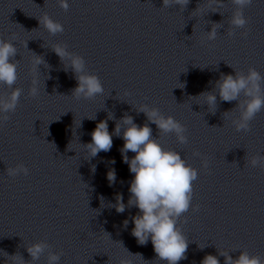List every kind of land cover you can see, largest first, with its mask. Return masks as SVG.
<instances>
[{"label": "clouds", "instance_id": "9594fccd", "mask_svg": "<svg viewBox=\"0 0 264 264\" xmlns=\"http://www.w3.org/2000/svg\"><path fill=\"white\" fill-rule=\"evenodd\" d=\"M189 2L190 0H163V7L179 5L180 9L184 10ZM252 2L253 0H231L235 10L229 21L231 27L227 35L233 36L235 35L234 29L245 27L248 21L243 14V9L250 6ZM58 3L62 9L68 10L67 0H58ZM212 4L215 5L214 10L210 9L212 11L223 7L221 0H212ZM39 23L50 35L64 31L63 25L54 21L47 14L39 18ZM221 27V23H213L211 31L207 32V39L209 41L216 39L217 29ZM241 35L246 37L247 32H243ZM13 40H15L14 36L7 41L0 38V85H5L10 89L6 95L0 96V123L8 121L9 113L16 111L23 92L20 87L13 88L18 80V62L13 60L17 48L12 42ZM25 47H27V42ZM53 51L62 61L67 59L70 62V67L77 80V86L72 92L76 99H93L97 95L103 94L104 88L99 77L88 72L82 56L67 51L66 45L57 44L53 47ZM41 63L43 60L37 59L34 70L37 71V65ZM35 83L33 81L34 85ZM262 83H264V76L255 68L250 67L247 74L235 69L234 76L221 74L220 79L215 83V90L201 93L200 96L206 97L209 109L217 108V93L222 101H238L234 109L238 111L239 115L232 123L237 132H248L251 130L250 122L264 110ZM29 95L36 97L38 95L37 87H32ZM242 96L243 99H241ZM139 111L146 114L148 121L157 126L160 135L173 133L179 143L186 144L188 142L185 135L186 127L171 115L164 116L157 108H149L147 105H142ZM121 122L124 125L122 137L124 144L121 148L123 162L128 164L130 172L134 174L130 182L128 207L135 206L139 209V213L132 217L134 227L131 234L140 245H146L151 239L154 252L160 261H164L166 264H178L179 261L187 259L188 249V239L178 226V222L190 207L193 211L199 210L198 205H192L193 184L198 179V170L189 165L178 151L164 148L160 140L153 137V130L147 123L143 126L137 125L133 118L127 115ZM120 133L121 124L117 123L115 135L120 136ZM85 146L93 157L101 151L111 150L113 137L109 133L107 120L96 125L91 133V142ZM129 151L135 154L131 159L127 156ZM193 154L200 155L199 152ZM248 163L252 167L264 168V155L254 156ZM203 166L208 167L206 159L203 160ZM6 174L9 177L20 174L27 176L29 169L24 164H18L15 167H8ZM107 179L110 184L115 183L114 170L108 172ZM116 200L113 207L118 213H123L126 207L123 203V196L118 195ZM124 223L126 226L128 221L126 220ZM47 249H50V245L44 241L27 246L31 261L39 260ZM219 255L225 258L224 264H264V259L257 255H250L246 250L240 251L236 259H233L228 252H219ZM10 257L15 258L16 255L8 256V258ZM19 258L21 264H26L20 255ZM60 258V253L48 251L47 264H59ZM119 264H131V261L122 258ZM201 264H220V261L217 256L209 254L203 258Z\"/></svg>", "mask_w": 264, "mask_h": 264}]
</instances>
